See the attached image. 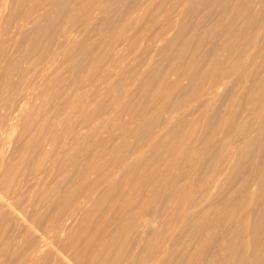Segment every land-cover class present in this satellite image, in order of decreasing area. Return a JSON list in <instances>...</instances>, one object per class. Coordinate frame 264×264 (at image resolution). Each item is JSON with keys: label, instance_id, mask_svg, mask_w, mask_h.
<instances>
[{"label": "rangeland", "instance_id": "374dc122", "mask_svg": "<svg viewBox=\"0 0 264 264\" xmlns=\"http://www.w3.org/2000/svg\"><path fill=\"white\" fill-rule=\"evenodd\" d=\"M0 128V264H264V0H0Z\"/></svg>", "mask_w": 264, "mask_h": 264}, {"label": "bare ground", "instance_id": "6f19581e", "mask_svg": "<svg viewBox=\"0 0 264 264\" xmlns=\"http://www.w3.org/2000/svg\"><path fill=\"white\" fill-rule=\"evenodd\" d=\"M5 1V0H4ZM4 3V2H3ZM5 5V4H4ZM3 5V6H4ZM2 9V8H1ZM0 129H2V132H3V130H4V128H0ZM9 130V129H8ZM8 130H6V131H8ZM5 131V130H4ZM1 133V132H0ZM5 133V132H4ZM7 133V132H6ZM10 133V132H9ZM6 134H4V136H5ZM10 135V134H9ZM1 136V135H0ZM5 138L7 139L8 138V133H7V135L5 136ZM3 139V138H2ZM0 141H1V138H0ZM3 141H4V139H3ZM6 141V140H5ZM10 141H11V139H10ZM7 142H9L8 141V139H7ZM6 142V143H7ZM10 143V142H9ZM8 143V144H9ZM1 144V143H0ZM6 146H8L7 144H5ZM4 146V145H3ZM1 147V146H0ZM3 148H5V147H3ZM7 148V147H6ZM6 148H5V150H6ZM5 152V151H4ZM3 154H5V153H3L1 150H0V173L2 172V167H3V163H4V156L5 155H3ZM13 166V165H12ZM15 166V165H14ZM11 169V168H10ZM9 169V170H10ZM7 170H8V168H7ZM12 172V171H11ZM4 172H2V175L4 176V178L5 177H7V176H5L6 174H3ZM39 177V176H38ZM14 180V179H13ZM4 180H2V182H3ZM10 183V182H9ZM19 183H21V182H19ZM11 184V183H10ZM16 184H18V183H16ZM1 186V185H0ZM22 186V185H21ZM20 187V186H19ZM1 189H2V187H1ZM19 189L20 188H17V192H19ZM8 191H9V189H7ZM16 189H12V194H14V192L13 191H15ZM8 191H6V190H4V192H7L8 193ZM0 193V208L1 207H8L10 210H12L13 212H14V208H15V204H16V202L19 200V197H18V200H16L17 199V197H15V195H10V194H7V193ZM17 194V193H16ZM17 196H19V195H17ZM17 208V207H16ZM2 209V208H1ZM0 209V210H1ZM21 208H19V210H20ZM11 211V212H12ZM22 211V210H21ZM3 212H4V210H3ZM2 212V213H3ZM9 212V211H8ZM16 212V211H15ZM135 212H136V210H135ZM1 213V212H0ZM7 213V212H6ZM22 213H23V215H24V212L22 211ZM138 213V212H137ZM136 213V214H137ZM19 214L20 213H18L17 214V216L18 217H20L21 218V216H19ZM27 214V213H26ZM133 214V213H132ZM20 215H22V214H20ZM25 216H27V215H25ZM24 216V217H25ZM135 216H137V215H135ZM134 216V217H135ZM26 219V218H25ZM13 220V219H12ZM17 220V219H16ZM28 220V219H27ZM36 221V220H35ZM34 221V222H35ZM23 222V221H22ZM29 222V224H30V221H28ZM24 223V222H23ZM27 223V222H26ZM32 226V225H31ZM38 229V228H37ZM39 230V229H38ZM42 230H44V228L42 229ZM45 230H46V227H45ZM48 230V229H47ZM47 230H46V232H47ZM51 230H49V232H50ZM43 232H45V231H43ZM27 234V233H26ZM44 234L46 235V233H43V235L42 236H44ZM32 236V235H31ZM44 238V237H43ZM41 242V243H40ZM40 242H38V243H40V244H38V245H33V246H35L34 248H33V250L31 251V253L29 254V260L27 259V261H29V263H27V264H30V262H31V264L33 263L32 261H34V263L36 264L37 262L36 261H38V259H37V257L38 256H41L42 257V255L41 254H43V252L46 250V249H48L47 247H48V242L46 241V240H44L43 239V241H40ZM102 244V243H101ZM30 249V248H29ZM49 250V249H48ZM54 250V249H53ZM97 251V250H96ZM99 251H101V250H99ZM96 255H99L98 253L96 254ZM23 256H27V254L26 255H23ZM40 257V258H41ZM94 257H98V256H95L94 255ZM28 258V257H27ZM24 259V258H23ZM25 260V259H24ZM33 263V264H34ZM93 263V262H92ZM74 264V263H73Z\"/></svg>", "mask_w": 264, "mask_h": 264}]
</instances>
